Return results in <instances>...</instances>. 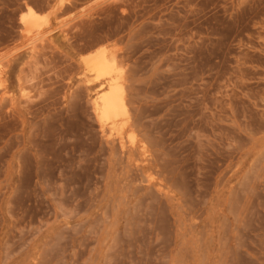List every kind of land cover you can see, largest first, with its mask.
<instances>
[{
	"label": "rangeland",
	"instance_id": "1",
	"mask_svg": "<svg viewBox=\"0 0 264 264\" xmlns=\"http://www.w3.org/2000/svg\"><path fill=\"white\" fill-rule=\"evenodd\" d=\"M0 264H264V0H0Z\"/></svg>",
	"mask_w": 264,
	"mask_h": 264
},
{
	"label": "bare ground",
	"instance_id": "2",
	"mask_svg": "<svg viewBox=\"0 0 264 264\" xmlns=\"http://www.w3.org/2000/svg\"><path fill=\"white\" fill-rule=\"evenodd\" d=\"M86 64H87L89 71L95 75L94 77L95 82L97 84H100L101 86L104 85V82L108 81L107 78L108 76H110V73H111L110 71L114 67V61L108 59V56L105 50H100L96 52L93 56H91L86 61ZM122 93H123L122 87H120L117 84L111 85L110 90L107 91V93H105L100 98V101H101L100 112L102 113L101 115L108 117L113 112H115V110L118 107V102L121 101L122 99L121 98ZM104 116H101V118L102 117L105 118Z\"/></svg>",
	"mask_w": 264,
	"mask_h": 264
}]
</instances>
